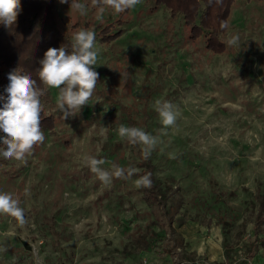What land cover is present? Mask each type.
I'll use <instances>...</instances> for the list:
<instances>
[{"label": "rangeland", "instance_id": "1", "mask_svg": "<svg viewBox=\"0 0 264 264\" xmlns=\"http://www.w3.org/2000/svg\"><path fill=\"white\" fill-rule=\"evenodd\" d=\"M81 2L88 8L85 15L69 8L71 0H58L56 18L64 30L77 24L78 31L97 32L110 23V37L96 36L99 81L88 105L67 120L56 107L58 89L49 88L52 101L45 107L56 126L43 131L44 142L25 161L0 155V192L19 199L26 217L21 225L0 214V264H180L197 256L211 264L224 260L221 226L192 219L174 224L183 242L172 253L137 251L132 233L148 217L138 215L148 208L135 187L138 175L113 177L105 184L83 164L82 157L91 155L106 161L104 169L131 162L139 170L132 158L135 148L118 135L111 137L110 121L101 114L110 111L109 116L139 128L141 116L150 115L160 134L163 125L153 108L157 99L170 101L178 112L155 148L159 173L175 178L184 200L208 201L214 186L225 193L238 212L226 235L234 246L233 258L225 264H241L242 241L235 244L236 232L243 226L242 240L252 232L256 195L264 190V0L232 3L228 27L218 30L224 48L216 52L201 44L206 32L201 18L193 21L200 34L192 38L191 25L165 2L141 0L120 16L105 8L100 19L91 0ZM235 34L240 43L230 47L226 40ZM195 39L200 43L194 44ZM98 91L108 95L106 100L100 102ZM90 110L95 112L92 117ZM134 117L138 121L131 124L128 119ZM117 138L124 160H115L113 154L98 157ZM189 211L199 212L193 206ZM51 215L57 216L53 224ZM49 226L61 236L50 233ZM20 240L29 244V253ZM187 252L196 255L183 256ZM248 260L258 264L257 256Z\"/></svg>", "mask_w": 264, "mask_h": 264}, {"label": "trees", "instance_id": "2", "mask_svg": "<svg viewBox=\"0 0 264 264\" xmlns=\"http://www.w3.org/2000/svg\"><path fill=\"white\" fill-rule=\"evenodd\" d=\"M57 1L58 0H19L21 11L17 16L16 23L11 28H6L0 23V95L4 97V99H0V108L3 107L8 95L4 89L9 83L7 78L9 71L19 68L22 71L31 74L32 77L37 80L38 86L44 89V95L41 97V104L43 105V111L41 114L42 131L53 129L56 126V123L53 115L46 112V103L52 101V99L50 98L49 88L44 86L36 76L35 70L39 67L38 61L43 58L44 52L49 47L68 45L70 43L71 34L78 31V27H76L77 24H74L65 30L59 27L58 23L61 18H56L58 12ZM156 1L165 2L172 8L173 12L176 11L185 18L186 23L191 25L189 31L191 32L190 36L192 38H195L197 34H200V26L193 23V21L195 18H201V26L206 28L205 34L202 35V40L204 42V44L201 43L202 46L204 45L205 48H208L213 52L224 48V42L218 37V32L223 30L220 27L221 22L226 21L232 3L236 0H223L222 4H217L215 2L209 3V0ZM118 15L120 16V14ZM109 25L110 23L107 22L101 25L97 32L94 31L96 36L101 39L110 37L111 35H106V32L109 31ZM197 43H200V41L195 39L194 44ZM98 92H101L98 93L101 97L100 102L106 100L104 96L108 95L102 91ZM108 102L109 104L112 103L111 101ZM90 107H92L91 104ZM94 113V110H90L91 117ZM109 113L110 111H106L101 115L108 118L110 121L112 130L109 135H111V137L118 135V123H120V125L131 126L128 124L126 125V122H120L115 116H109ZM122 115L123 114L121 113V116ZM148 116L150 115L143 114L144 119H142L141 116V127H143L142 129L146 132L156 136L159 134L156 132L158 128L155 126V122L150 120ZM134 118L135 119L129 118L128 121L131 124H134V122L138 121L136 120V117ZM154 132H156V135ZM3 135L4 133L0 132V136ZM113 140L114 143L111 144L109 150H101L98 157L102 158L103 155L105 157L113 154L115 160L119 159L118 161L122 162L124 157L120 158L119 156L122 155V153L116 142L118 138ZM131 147L135 148L132 150V158L135 161L134 163L140 167L138 175L150 173L152 179L151 188L138 189L141 200L145 202L148 207L147 210H144L138 215H146L148 217L143 226L138 224L132 233L136 250H139V252L153 251V253L156 254L155 251L158 252L159 249H161L167 254L172 253L173 250L180 247L183 242L182 234L176 230L174 224L176 223V226H180L186 221V219H192L200 222L205 221V223H208L207 225L215 222L221 226L223 232L222 247L224 260L215 263L225 264V261H231L233 258L234 246L227 243L226 235L228 234V231H230V226L234 223L235 218L238 217V212L227 202L228 198L225 193L221 192V190H217V186H214L211 190L213 198L208 201L201 197H198L199 202L196 198L191 199V201L184 200V192H181L182 189L176 184L175 178L172 175H168L166 176L167 178L164 179L165 177H162L159 173V168H161L159 166L161 161L160 153L156 154L155 151L157 150L155 149L150 158L144 160L141 146L131 145ZM180 156L182 159L183 156L187 157L185 154H180ZM188 158L189 154L187 159ZM130 163L131 162L126 163L123 168H127L128 166L135 167V164ZM192 206L197 207L200 214L199 212L191 213L189 209ZM255 207L256 210L252 222V232L250 234L247 233V239L242 240L244 233L243 226H241L242 229H239L236 232L237 240L235 244L242 241L240 244V248L243 251L242 258L239 259V263L241 264H247L248 259L255 258V256L258 258V264H264V190H260L256 195ZM187 216H189V218H187ZM55 219H57V216L51 215V224L55 223ZM241 225L244 224L241 223ZM47 230L52 234L57 233L58 236H61V232L56 228H52V226L47 227ZM53 239L57 242L56 238ZM20 242L26 245V249H24L22 245L21 246L23 250L29 253V244L24 240H20ZM162 242H165V249ZM129 251L130 250L127 249L126 251H123V253H129ZM195 255V253L187 252L186 255L183 256H192L191 258H193ZM204 258V256H197L195 259H188V261H191L190 263L180 261V264H196V260H199V264H211L209 262L205 263ZM60 264H62V262H60Z\"/></svg>", "mask_w": 264, "mask_h": 264}, {"label": "clouds", "instance_id": "3", "mask_svg": "<svg viewBox=\"0 0 264 264\" xmlns=\"http://www.w3.org/2000/svg\"><path fill=\"white\" fill-rule=\"evenodd\" d=\"M60 3H68V0H59ZM141 0H91L92 6L99 9L97 19L102 18L105 8L115 13H123L135 8ZM222 4L223 0H209V3ZM69 8L81 15L87 14V5L81 0H71ZM21 11L19 0H0V23L6 28H11L17 21ZM220 27L226 29L227 22H221ZM240 38L238 34L231 35L227 40L228 46H238ZM99 49L96 47V34L94 30L80 29L71 34L70 43L60 47H49L38 61L39 67L35 70L39 81L47 88L58 89L56 100L57 110L63 120L76 116L82 108L88 105L92 99L99 81V73L94 66L97 63ZM9 83L4 91L8 94L6 102L0 108V155L5 159L25 161L33 148L44 142L45 136L41 127L43 105L41 97L44 89L38 86L37 80L31 74L15 68L7 74ZM0 99H4L0 95ZM96 102H99L97 99ZM153 108L158 114L163 127L160 134L154 136L142 128L125 126L121 124L117 133L121 140H126L130 145L141 146L144 160H148L157 145L161 143L160 137L167 134V129L176 122L178 112L175 106L167 100L157 99ZM83 164L98 179L110 184L113 177L117 179H129L138 175V169L134 166L127 168L112 164L111 169H104V159H98L91 155L82 157ZM135 187L151 188V174L138 175ZM0 214L9 215L19 221L21 225L26 223L25 211L20 207V201L11 193L0 192Z\"/></svg>", "mask_w": 264, "mask_h": 264}, {"label": "built area", "instance_id": "4", "mask_svg": "<svg viewBox=\"0 0 264 264\" xmlns=\"http://www.w3.org/2000/svg\"><path fill=\"white\" fill-rule=\"evenodd\" d=\"M196 264H199V260H196ZM247 264H253L250 260H248Z\"/></svg>", "mask_w": 264, "mask_h": 264}, {"label": "crops", "instance_id": "5", "mask_svg": "<svg viewBox=\"0 0 264 264\" xmlns=\"http://www.w3.org/2000/svg\"><path fill=\"white\" fill-rule=\"evenodd\" d=\"M196 253H198V252H196Z\"/></svg>", "mask_w": 264, "mask_h": 264}]
</instances>
